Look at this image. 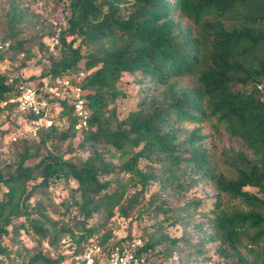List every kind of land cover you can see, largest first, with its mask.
Segmentation results:
<instances>
[{"label":"trees","instance_id":"trees-1","mask_svg":"<svg viewBox=\"0 0 264 264\" xmlns=\"http://www.w3.org/2000/svg\"><path fill=\"white\" fill-rule=\"evenodd\" d=\"M56 2L63 25L47 35L55 36L57 53L46 55L35 85L19 73L0 72V102H6L0 113L13 132L34 118L10 102L21 85L43 88L51 110L58 108L59 122L19 137L14 160L0 166V186L6 188L0 255L8 254L5 240L14 242L21 230L31 231L36 243L25 264H59L65 255L52 257L43 244L54 248L61 237L70 241L73 257L87 245L108 255L128 245L127 239L112 240L115 220L151 211L186 216L202 203L145 201L150 181H158L161 192H179L207 180L216 195L204 213L209 232L199 250L210 239L227 264H264V0ZM24 14L14 2L3 11L7 31L1 43L10 41L11 64L21 56L14 70L25 67L34 43L44 47L43 34L19 37ZM124 75L137 84V101L119 118L116 100L126 96L119 88ZM180 78L194 84L178 86ZM65 79L82 88L90 109L79 128L71 96L59 83ZM53 87L61 93H51ZM208 122L243 147L223 150L226 173L217 171L202 143L200 124ZM187 123L197 125L186 129ZM59 182L68 196L55 204L49 189ZM34 195L40 198L31 203ZM223 197L239 205L226 208ZM127 238L132 240L130 231ZM180 242L188 245L183 238L149 234L139 250L153 264V255L171 256L182 249ZM158 245L163 247L155 250Z\"/></svg>","mask_w":264,"mask_h":264},{"label":"rangeland","instance_id":"rangeland-1","mask_svg":"<svg viewBox=\"0 0 264 264\" xmlns=\"http://www.w3.org/2000/svg\"><path fill=\"white\" fill-rule=\"evenodd\" d=\"M11 2L18 5L25 13L21 22L18 23V27L22 28L19 37L27 38L31 35L39 36L43 34L41 41L44 47L41 49L34 43L31 46V58L26 61L25 67L18 68V70H14L13 67L19 65L21 56L17 58L14 64H11L9 60L11 52L8 48L10 41L1 43V37L7 31L3 11L9 9ZM62 25V13L57 6L56 0H0V44L4 45L0 49V53H3V59H0V72L8 73L9 75L19 73L21 79L35 85L42 69L47 65L46 55L49 52L57 53V49L54 48L56 38L55 36H48L47 33L50 30H57ZM193 84L194 81L190 78L178 79V86L185 87L192 86ZM119 88L126 92L125 97L116 100L117 116L122 118L135 107L138 86L132 82L131 76L124 75ZM57 115L58 108L53 105L50 121L54 122L56 120L55 122L59 123ZM60 124L65 125L66 122L62 120ZM195 125L197 124L187 123L184 127L191 129ZM200 125L202 127V134L206 136L202 143L205 149H207L209 158L216 164L217 171L226 173L227 169L222 160V152L226 148L241 149L243 148L241 143L237 139L229 137L222 130L215 131L209 122ZM13 131L14 126L6 119V114L4 112L0 113V166L13 161L16 152L20 150L21 144L19 140H15L19 137L28 136L30 133L27 126L23 125L20 130L15 131V135L17 136L13 140ZM36 138L31 137V139ZM247 189L252 192L257 191L251 187ZM5 190V187L0 186V199H3ZM49 193V197L53 203L58 204L67 198L68 189L63 183L59 182L51 186ZM215 195L216 191L209 185L207 180H201L179 192L174 189H167L165 192H161L160 183L158 181H150L148 190L144 195L145 201H148L152 197H157L156 202L165 199L170 206L183 205L189 201H201L202 203L196 210L187 211L186 216H183L184 212L155 213L151 211L145 212L139 219H117L112 224L114 235L112 240L127 239V242H130L127 238L128 231L131 233V238L140 237L143 241L149 238V234L155 237L163 235L169 239L183 238L188 242V245L180 242L179 244L182 249L177 248L171 256L162 254L153 255L152 263L227 264V261L218 251V243L216 241L210 239L204 241L201 250H199L200 247L198 246V243L206 239L203 237L209 232L204 213L212 206ZM38 198H40L39 195H34L31 197L30 202L33 203ZM223 198L226 201V208L231 209L239 205L237 200H230L227 197ZM34 239L35 236L31 231L27 232L24 230H21L15 236L14 242L11 243L6 239L5 244L7 245L8 254L0 255V264H25L28 255L36 244ZM69 243L70 241L66 237H61L54 248H51L47 243L43 244V248L46 251L48 250L52 257H56L58 253L65 255L59 264H75L77 259L72 256V250L68 248ZM161 247L163 246L158 245L155 250H159Z\"/></svg>","mask_w":264,"mask_h":264},{"label":"built area","instance_id":"built-area-1","mask_svg":"<svg viewBox=\"0 0 264 264\" xmlns=\"http://www.w3.org/2000/svg\"><path fill=\"white\" fill-rule=\"evenodd\" d=\"M3 46V44H0V49ZM59 83L62 84V92L71 96L73 115L78 120L76 128L85 125V121L90 114V109L83 95L82 88L79 85H72L67 79ZM49 91L58 95L61 93L58 91V87L49 88ZM29 92L32 94L31 100L25 99ZM43 92V88L37 90L30 85H21L19 87V95L10 100V102L16 103L17 110L21 114L30 113L34 115V118L27 123V128L33 136L36 135L38 129L49 126L52 123L50 121V101L43 95ZM5 104V101L0 102L2 107ZM15 136L17 135L14 132L13 140L16 139ZM143 243L144 241L140 237H133L127 246H124L122 249L117 246L108 255H104L97 245H87L83 254L80 257H76V259L79 264H89V261H91V264H151L148 253L144 250H139L143 246Z\"/></svg>","mask_w":264,"mask_h":264},{"label":"clouds","instance_id":"clouds-1","mask_svg":"<svg viewBox=\"0 0 264 264\" xmlns=\"http://www.w3.org/2000/svg\"><path fill=\"white\" fill-rule=\"evenodd\" d=\"M25 99H27V100H31V99H32V94H31V92H29V93L27 94V96L25 97ZM0 107H2V105H0ZM22 107H23V105H22ZM89 264H91V261H89Z\"/></svg>","mask_w":264,"mask_h":264}]
</instances>
